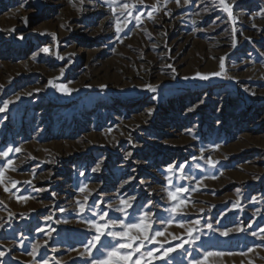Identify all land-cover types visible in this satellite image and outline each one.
<instances>
[{
    "label": "rangeland",
    "instance_id": "1",
    "mask_svg": "<svg viewBox=\"0 0 264 264\" xmlns=\"http://www.w3.org/2000/svg\"><path fill=\"white\" fill-rule=\"evenodd\" d=\"M0 264H264V0H0Z\"/></svg>",
    "mask_w": 264,
    "mask_h": 264
}]
</instances>
